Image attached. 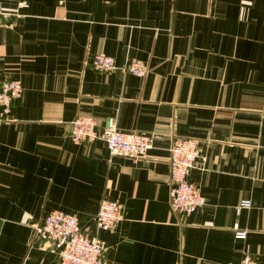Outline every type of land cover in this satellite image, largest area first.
<instances>
[{
  "label": "crops",
  "instance_id": "crops-1",
  "mask_svg": "<svg viewBox=\"0 0 264 264\" xmlns=\"http://www.w3.org/2000/svg\"><path fill=\"white\" fill-rule=\"evenodd\" d=\"M0 1V76L22 84L0 121V264H59L34 225L59 207L93 229L102 198L124 205L97 232L109 264H264V0ZM99 52L148 72L94 69ZM77 114L151 146L131 158L77 142ZM174 135L199 150L187 177L205 201L188 215L169 203Z\"/></svg>",
  "mask_w": 264,
  "mask_h": 264
},
{
  "label": "built area",
  "instance_id": "built-area-1",
  "mask_svg": "<svg viewBox=\"0 0 264 264\" xmlns=\"http://www.w3.org/2000/svg\"><path fill=\"white\" fill-rule=\"evenodd\" d=\"M6 13L0 1V23ZM91 66L97 70L119 68L139 76L148 72V65L140 58H129L118 65L111 54L95 53ZM22 93L21 80L17 77L0 76V121L12 119V106ZM70 137L81 142L101 139L108 149L131 158L143 157L151 146V136L144 132L119 129L112 117L98 129L96 120L88 114H77L70 120ZM199 156L197 140L191 136L174 135L169 147V203L173 212L188 215L205 199L199 188L188 179L189 170ZM248 200L241 205L248 206ZM122 202L110 198L100 200L93 229H84L79 218L64 209L48 210L41 223L34 225V241L49 243L56 251L59 264H109L106 258V243L98 238L99 230H112L123 218ZM245 231H237V238H244ZM237 264H259L250 255H245Z\"/></svg>",
  "mask_w": 264,
  "mask_h": 264
}]
</instances>
